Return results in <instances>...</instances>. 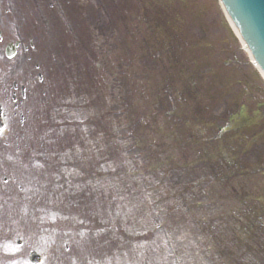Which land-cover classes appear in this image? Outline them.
Segmentation results:
<instances>
[{
    "label": "rangeland",
    "instance_id": "obj_1",
    "mask_svg": "<svg viewBox=\"0 0 264 264\" xmlns=\"http://www.w3.org/2000/svg\"><path fill=\"white\" fill-rule=\"evenodd\" d=\"M22 1L23 7L26 1L27 3L35 2L34 5L29 8L31 12L36 10V4L41 7L43 13L52 10L50 6L54 9L50 12V17L45 21L46 27L33 26L36 29V34L33 35L38 38V40L35 41L39 42V45L42 47L41 50L44 60H49L50 62L51 59L53 61L55 60V74L58 76L61 75L60 79H62L65 74H68L67 80L69 79L71 66H76L74 61H77L80 56H78L74 45L71 47L69 44L65 43L69 42V38L67 37L68 27L63 22V17L60 16L59 12L62 10L71 12L88 11V18L92 19L94 24V26L90 28L91 30H88L92 35V42L96 48H105L108 50L111 56V67H103L102 74L99 72V76L106 80L105 85L102 87L103 93L109 94L114 87L117 88L114 93L113 102L108 103L107 107L113 114V117H109V119H112L114 123L115 136L126 134L122 139L118 138L115 140L116 144L124 149V153L120 160L125 161L127 167L131 170L138 168H144L143 170H145L146 165L143 164V158L138 157V150L134 147L132 140L127 134L128 127H124L126 121H124L123 116L120 114L121 101L119 89H121L123 85H139L135 88V99L132 100L135 110L144 108L152 111L156 107L154 99L146 101L144 98V96H146L147 99L152 98L149 96L148 90L151 87L148 86L147 79L154 65L147 56L142 55L143 42L136 33V30H131L132 39L130 41L124 39L123 42V37H121L118 43L122 46H115L117 47V50H115L112 42L113 37L110 21L108 23L105 17L102 19L101 15L97 12L99 6L102 7L104 4L108 6L111 0H70V4L67 3V0H65V2L64 0ZM120 1H123V6L126 7L125 13H130L128 15L130 21L133 20L132 13L136 12L139 0ZM147 1L160 4L168 14L174 13L175 10L179 11V13L183 15L182 20L185 24V35L190 40H188L189 42L187 41L189 46L187 47L188 50L184 51L185 56H189L190 60L194 61V64L198 66V71H205L212 66L213 72H210L199 80V82L202 81L200 86L205 87L204 90L202 89L201 94L206 104L207 116L212 115L217 124L222 126L223 119L229 116L235 108L236 102L239 101V98L242 97L241 105L234 109L235 112L231 114L232 119H242L241 111H244L243 108L247 103L260 105L258 117L256 116L255 110L250 109L251 119L255 118L252 122L253 124L239 125L242 126L239 133H242L243 136L236 138L237 140H230V137L226 134L220 138L219 144L227 148L229 147V143L233 144L237 153L240 151L236 149V144L240 146L244 145L245 151L242 152L243 156L238 159V161L241 160L243 163V166L241 165L242 170H247L248 172L261 171V166L264 164V137H262L264 135V94L258 93V96L255 90L249 88L251 83L261 88L264 87V80L256 71L254 65L251 64L249 54L241 46L234 30L230 26L228 20H226L218 1ZM53 2L56 3L57 8ZM41 3H43V5ZM110 10H112V8ZM112 14L116 15L117 13L113 12ZM73 16L76 18L78 15L74 13ZM76 21L78 22L81 32H83L82 24L77 18ZM112 21H114L113 18ZM47 24L51 26L47 27ZM119 31L120 29L118 28V33ZM48 32H51V34L48 35ZM48 36L50 40H48ZM108 42H110V44L105 46ZM147 43L152 45L151 39L148 38ZM124 46L130 48L133 54L132 65L134 69L128 76L124 73V65L120 68L122 62L120 60L117 62L115 61L116 53L125 50ZM91 50H94L93 47H91ZM215 64H217V68ZM108 70H110V72H108ZM111 70H115L118 73L117 78L113 79L109 76ZM108 80H110V82H108ZM156 82L158 83L159 80L156 79ZM244 82L247 86L244 85ZM212 84L215 88L217 87L222 90L221 93L218 95L211 94ZM246 87L251 91L250 96L255 102L252 101L247 92H244ZM140 94L144 96L137 97ZM93 96L94 94L91 97V101L94 98ZM196 106L197 105H195V107ZM73 110L74 109H71V113L67 115V121L78 119L85 121L94 115L90 111L81 109L77 111ZM168 110L169 107L163 102V111ZM173 111L178 112L181 116V120H183L186 113H188V107L182 105L173 107ZM103 112H105V110ZM244 117H247V115H244ZM258 118H260V120ZM256 122L257 124L254 125ZM156 123L163 127V140H165L166 138L164 137H166L169 132L170 123L161 115L157 116ZM252 125L254 126L252 127ZM82 129L87 131V127L85 129L82 127ZM186 131L190 134L189 129H186ZM186 131L182 130L181 135L177 134L182 138L184 147L179 148L175 146L177 148L172 151V158H164L163 156L162 170H158L154 175H149L148 173L141 175L144 179V185L140 184V187H138L137 198L134 200L133 204L138 207L140 205V200H144V205L147 206L146 216L148 219L145 222H141L142 224H137L134 228L126 227L127 234L129 237L132 236L134 243L129 242L128 239V241H117V243H114V246L110 245L111 247L102 244L101 248V245L98 243L100 239L97 235H91L88 243H84L89 247L86 253L81 248L82 244L80 246V244L77 243L76 247L71 248V264H73V261H75V264H88L90 260L93 261V264H95L96 261H99V264H264V250L260 253H248L246 247L240 250H236V247L230 249L229 242L227 243V239L231 236L227 218L230 212H234L237 203L242 201L240 197L235 198L236 194L241 192V194L247 197V190L250 192L255 186L260 189L259 192H264V177L259 174H248L242 176L243 178L236 177L228 184L225 182L226 184L223 185L224 188L216 185V180L213 178L215 181L214 183L211 182L209 178V166L213 163V158L209 159V157L218 153V149L213 146L210 141L204 145L199 143L197 145L190 144L188 141L190 135L188 136ZM214 132L215 130L207 129L203 135L206 134V137L212 138ZM247 132L248 134H246ZM194 134L195 133L191 134V136H195ZM92 137H95L94 132ZM174 141L176 142L178 139H173L172 137L168 138L166 144H171ZM187 143H189V146L186 145ZM167 161L168 164L170 163L169 167L166 166ZM120 163L121 161L118 162V164ZM213 168H215V165ZM217 171L221 172L220 169H217ZM216 172H212V175L214 176ZM203 178L207 179L201 181ZM136 181L140 182L137 178ZM124 182L125 179L116 180L114 185L120 188ZM112 183V179L100 181L96 190L108 189L109 185ZM101 185L104 187H101ZM151 185L157 190L151 193L148 199L156 202V197L159 196L161 202L157 203L154 207L151 206L153 204H149L147 200H145L144 196L145 189ZM174 188H176L181 195L177 194ZM184 188H187L188 191H185ZM189 193L194 195L192 200L188 199L183 204L180 203L178 207L179 211L176 210V197L179 195L184 198L189 195ZM126 200V197L122 200L125 205ZM122 202L120 203V201H118L117 203L123 206ZM130 208H132V206ZM128 209V207L125 208L124 206L121 209V215L128 217L123 218L125 222H130L131 214H135L134 210L129 212ZM36 218L35 222H32V218L24 220L18 233H16L18 224L15 222L10 223L11 228L8 230L7 234H53L55 236H74L79 238L84 236H81V233L74 232L73 225L71 229L74 233H72L69 222L59 221V217L56 218V215L53 213L39 211V217L36 215ZM205 219L208 223L205 222ZM59 226L64 227V229L57 232L53 231V228L59 229ZM262 243L261 240L256 239V244L261 245ZM84 254H86L87 257H85Z\"/></svg>",
    "mask_w": 264,
    "mask_h": 264
},
{
    "label": "flooded vegetation",
    "instance_id": "obj_2",
    "mask_svg": "<svg viewBox=\"0 0 264 264\" xmlns=\"http://www.w3.org/2000/svg\"><path fill=\"white\" fill-rule=\"evenodd\" d=\"M17 31H23V19L21 7L15 0H0V113L3 123L8 125L4 136H0V153L7 147L5 142L13 139L21 142L27 132L32 128L31 114L38 111L39 99L44 95L42 84H45V75L41 64L33 61L34 43L29 38L27 42V57L24 62L20 60V41L17 39ZM22 33V32H21ZM17 143V145H18ZM16 144V143H15ZM8 145V143H7ZM10 164L4 158H0V212L12 210L16 204L8 196L12 184L15 183V170L19 164ZM4 179L8 183H4ZM5 238L0 234V242ZM15 241L18 246L26 245L28 249L22 255L24 258L32 252V245L18 239L6 240ZM20 243L18 244V242ZM2 261L0 260V263Z\"/></svg>",
    "mask_w": 264,
    "mask_h": 264
},
{
    "label": "water",
    "instance_id": "obj_3",
    "mask_svg": "<svg viewBox=\"0 0 264 264\" xmlns=\"http://www.w3.org/2000/svg\"><path fill=\"white\" fill-rule=\"evenodd\" d=\"M225 1V0H223ZM228 9L230 5L232 8L239 14L240 19H243V16L247 20H254L259 24L257 27H253L252 32V46L256 47L253 54L258 59V62L261 65H264V0H226ZM230 11V9H229ZM251 36V37H252ZM264 69V67H262Z\"/></svg>",
    "mask_w": 264,
    "mask_h": 264
},
{
    "label": "snow or ice",
    "instance_id": "obj_4",
    "mask_svg": "<svg viewBox=\"0 0 264 264\" xmlns=\"http://www.w3.org/2000/svg\"><path fill=\"white\" fill-rule=\"evenodd\" d=\"M33 50H35V46H33ZM261 67H264V65H261ZM2 113H0V117H2ZM8 129V125L3 123V120L0 119V136H4L5 133H6V130ZM40 139H43V137H41ZM5 146L6 147H11V145H7V143L5 142ZM16 151H17V154H19V151H20V148H19V145L16 146ZM34 155H38V154H34ZM7 160L9 161H14V157L13 155H7L5 157ZM31 159V158H30ZM21 167L25 170L23 172H21L20 174V179L21 181H23L22 183L18 184L17 187L19 188V191L21 193H37L40 191V187L37 186L36 184H33L32 180H33V177H34V173H33V169H41L44 167L43 164L39 163L38 161L37 162H34L31 164V167L29 166V164H22ZM113 172H115V169H112ZM4 183L7 184L8 183V180L7 179H4ZM90 183V181H89ZM27 185V186H25ZM101 187H104L103 185H101ZM109 187L111 188H117L118 189V186L117 185H109ZM144 196H145V200H147V202L149 204H155V201L154 200H151V199H148V197L151 196V193L147 191V189L145 190V193H144ZM121 200L125 199L124 196H120L119 197ZM157 200L160 199L159 196L156 197ZM130 203V202H129ZM145 201L144 200H140V205H144ZM125 208L128 207V205H124ZM132 208H137V205L133 204L132 205ZM132 208H129L128 211L131 212L132 211ZM26 211V209H25ZM79 223H83V220H80ZM84 234L81 233V236H83ZM73 264H75V261H73ZM88 264H93V261H88ZM95 264H99V261H96Z\"/></svg>",
    "mask_w": 264,
    "mask_h": 264
},
{
    "label": "trees",
    "instance_id": "obj_5",
    "mask_svg": "<svg viewBox=\"0 0 264 264\" xmlns=\"http://www.w3.org/2000/svg\"><path fill=\"white\" fill-rule=\"evenodd\" d=\"M172 43H174V40H171L169 45H168V54L169 55H173V51L175 49L176 51V54H177V47L175 46V48L172 47ZM176 43V42H175ZM172 44V45H171ZM160 79L163 78V72H159L158 73ZM163 83V81H162ZM148 118H151V116H148ZM136 124V127L137 126H140L143 127V128H147V123L144 122L142 119H139L135 122ZM104 137H102V148H103V153H104V158H116V153H117V150L114 146V143L111 141V138L109 136H111V134L108 132L107 129L104 128V133H103ZM73 139L75 140L76 138L73 136ZM94 149H100L101 150V147L99 146V144H96L94 146H92ZM159 151H163V148L162 149H158L156 152V155L158 156L159 154ZM124 171L121 170H118L116 173L114 174H110L109 177H112V176H123L124 175Z\"/></svg>",
    "mask_w": 264,
    "mask_h": 264
},
{
    "label": "bare ground",
    "instance_id": "obj_6",
    "mask_svg": "<svg viewBox=\"0 0 264 264\" xmlns=\"http://www.w3.org/2000/svg\"><path fill=\"white\" fill-rule=\"evenodd\" d=\"M220 5H221V7H223V4H220ZM228 19H229V18H228ZM231 24H232V23H231ZM232 27H233L235 33L237 34V36L239 37V40H240V42H241V45H242L243 48L246 50L247 48H246L244 42L241 40V38H240V36H239V34H238L237 29L235 28V26H234L233 24H232ZM246 51H247V50H246ZM247 53L250 54L249 51H247ZM250 58H251V56H250ZM250 62L256 67V69L260 72L261 77L264 79V72H263L262 69L258 66L257 62L254 61L252 58L250 59Z\"/></svg>",
    "mask_w": 264,
    "mask_h": 264
}]
</instances>
